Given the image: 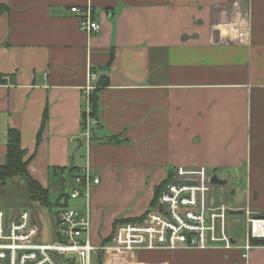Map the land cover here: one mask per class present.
<instances>
[{"label":"crops","instance_id":"obj_1","mask_svg":"<svg viewBox=\"0 0 264 264\" xmlns=\"http://www.w3.org/2000/svg\"><path fill=\"white\" fill-rule=\"evenodd\" d=\"M86 5L101 23L93 34L71 10ZM101 77L88 143L85 89ZM0 78V165L16 128L29 172L49 190L52 176L64 186L90 166L100 177L89 199L93 241L194 168L227 183L241 177L232 207L264 209V0H0ZM227 183L211 182L210 198L224 202ZM231 236L239 246L140 250L165 264H264V243L247 255Z\"/></svg>","mask_w":264,"mask_h":264},{"label":"built area","instance_id":"obj_2","mask_svg":"<svg viewBox=\"0 0 264 264\" xmlns=\"http://www.w3.org/2000/svg\"><path fill=\"white\" fill-rule=\"evenodd\" d=\"M71 10L79 15L82 31L93 34L101 29L91 5L73 6ZM90 76L97 77L93 72ZM95 88L96 85H88L85 89L83 136L88 143L93 127L100 122L91 115V92ZM99 183L100 177L88 165L73 177L69 199L83 198V208L69 205L60 208L57 213L58 237L53 242L37 241L39 227L27 209L9 216L0 208V264H61L64 259L68 264L72 261L93 264V253L101 250L106 256L119 257L140 249L239 246L226 227L230 211L236 208L210 198L211 174L207 169L194 168L173 177L162 188L157 205L142 220L120 223L112 239L105 244L94 243L90 237V190ZM244 213L247 232L242 247L247 254L264 239V216L248 206Z\"/></svg>","mask_w":264,"mask_h":264},{"label":"rangeland","instance_id":"obj_3","mask_svg":"<svg viewBox=\"0 0 264 264\" xmlns=\"http://www.w3.org/2000/svg\"><path fill=\"white\" fill-rule=\"evenodd\" d=\"M56 176H52L50 190H49V200L51 204L49 206L42 205L40 202L31 198V194L28 188L27 180L22 176H14L9 178L6 183L0 185V208L4 209L9 216L13 214H19L22 210L27 209L32 216V219L37 223L39 227V234L37 235V241L40 242H53L58 237V217L57 213L63 206L64 197L61 196L65 193H69L72 189L73 182L68 180L63 186L61 181ZM244 180L239 177L238 181L230 180L226 185V191L222 195L220 192L217 193L218 201H223L231 206H235L231 202L232 194L231 192L235 189L237 194L241 196V188ZM245 184V183H244ZM213 190H211V195ZM58 200H61V204H58ZM70 207L77 208V204L74 200L70 199L68 204ZM264 216V209L260 213ZM238 222L231 219V215L228 217L227 221V232L230 235H235L245 239L247 232V216L245 213L239 215ZM107 232V231H106ZM90 237L91 231H90ZM92 239V238H91ZM105 239L99 242L93 241L94 243L100 244L104 243ZM263 243V242H261ZM105 244V243H104ZM155 251H143V250H133L126 252L122 255L121 259L118 261L110 259V256H106L102 250L93 253V264H165L164 259L158 258L159 256L154 254ZM163 260V261H161ZM69 262L61 260V264H68ZM76 264V263H70Z\"/></svg>","mask_w":264,"mask_h":264},{"label":"trees","instance_id":"obj_4","mask_svg":"<svg viewBox=\"0 0 264 264\" xmlns=\"http://www.w3.org/2000/svg\"><path fill=\"white\" fill-rule=\"evenodd\" d=\"M105 84H107V80H105L104 77L99 78V80L96 83L95 90L91 92V104H92L91 115L95 118H98V113H99L97 90L100 87L104 86ZM84 119H85V112H83L82 129L85 128ZM99 125H100V122L95 127H93V130ZM43 126H44V122H43ZM38 140H40V134L38 136ZM26 154H27V151L22 147V144H21L20 131L16 128H9L8 138H7V156H6L5 163L0 165V185H3L4 183H6V181L9 178H12L14 176H22L27 180L31 198L40 202L42 205L49 206L51 204L49 200V188L44 187L40 181H38L36 178H34L31 175V173L29 172L28 166L32 160V157L26 158ZM55 169L57 171H60L62 175L67 170V168H64V167L55 168ZM171 179L172 178H169L167 182ZM164 186L165 185H163L162 187ZM162 187L157 190L156 196L154 200L152 201L151 207L144 214L138 217H127V218H121V219L115 220L112 233L107 238H105L103 242L108 243L112 239L114 231L116 230L117 226L120 223L142 220L147 215L149 210L157 205L158 197L162 190ZM63 196H65L63 204H61V200H58V204L68 205L67 200L69 199V195L65 193L61 196V199L63 198Z\"/></svg>","mask_w":264,"mask_h":264},{"label":"water","instance_id":"obj_5","mask_svg":"<svg viewBox=\"0 0 264 264\" xmlns=\"http://www.w3.org/2000/svg\"><path fill=\"white\" fill-rule=\"evenodd\" d=\"M211 182L213 183V184H226L227 183V180H225V179H221L217 174H213L212 176H211ZM230 213L231 214H237V213H239V214H243L244 213V210H236V209H232L231 211H230ZM259 242H263L264 243V239H262V240H260Z\"/></svg>","mask_w":264,"mask_h":264}]
</instances>
